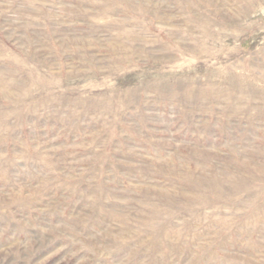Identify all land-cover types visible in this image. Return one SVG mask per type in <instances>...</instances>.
Wrapping results in <instances>:
<instances>
[{"label": "rangeland", "instance_id": "374dc122", "mask_svg": "<svg viewBox=\"0 0 264 264\" xmlns=\"http://www.w3.org/2000/svg\"><path fill=\"white\" fill-rule=\"evenodd\" d=\"M0 264H264V0H0Z\"/></svg>", "mask_w": 264, "mask_h": 264}]
</instances>
